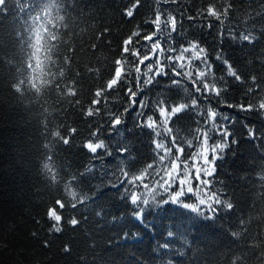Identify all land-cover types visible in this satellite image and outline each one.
Segmentation results:
<instances>
[{
	"label": "trees",
	"instance_id": "1",
	"mask_svg": "<svg viewBox=\"0 0 264 264\" xmlns=\"http://www.w3.org/2000/svg\"><path fill=\"white\" fill-rule=\"evenodd\" d=\"M126 2L0 0V264H78L81 254L89 257L88 264L93 260L94 264H166L169 259L173 264H264V151L258 146L264 141L252 139L243 127L246 122L264 133V116L231 109L222 110L237 121L233 132L238 143L217 161V175L235 203L233 210L221 209L211 218L169 202L146 206L142 218L134 215L136 206L121 199L122 188L107 184L122 158L132 167L152 158L151 133L136 127L132 109L125 122L106 136L112 155L102 157L95 165L97 172L80 181L84 190L105 185L91 201L93 209L105 210L103 221L93 217V224L103 223V228L94 230L92 237L77 233L71 255L61 249L70 232L50 250L31 239L32 217L44 214L53 200L87 198L73 184L90 159L79 147L88 136L84 114L90 108L94 114L97 111L90 102L110 76L120 40L118 27L125 31L133 27L129 21L120 25V8ZM212 3L225 28L235 25L242 36L259 37L254 44L226 40L223 47L246 81L255 77L257 84L247 87H259L264 96V0ZM148 14L141 7L134 20L142 25ZM193 33L210 51L217 46L215 28ZM216 71H224L219 62ZM167 84L161 79L148 94L166 89L169 100L184 96L182 89L166 88ZM241 92L242 86L233 83L230 96ZM123 100L122 92L109 96L114 107ZM193 118V113L185 112L177 123L187 127ZM121 146L129 149L126 157L116 151ZM145 199L153 202L152 193ZM201 199L211 203L212 195L201 189ZM50 215L55 218L54 208ZM109 217L118 219L113 223ZM93 227L88 225V230ZM93 239L95 249L88 247Z\"/></svg>",
	"mask_w": 264,
	"mask_h": 264
},
{
	"label": "snow or ice",
	"instance_id": "2",
	"mask_svg": "<svg viewBox=\"0 0 264 264\" xmlns=\"http://www.w3.org/2000/svg\"><path fill=\"white\" fill-rule=\"evenodd\" d=\"M212 5V0H198L195 4L185 0H152L151 4H146L145 0H127L120 8V25L129 21L133 27L127 31L118 27L120 40L110 76L103 88L94 93L97 98L90 102L97 111L94 114L90 108L84 114L88 136L79 147L89 153L90 159L79 169L78 179L73 184L86 192L87 198L78 199V202L67 197L53 200L44 214L39 218L32 217L31 239L38 241L43 249L50 250L70 232L71 237L63 242L61 249L69 245V250L63 254L71 255L74 251L72 241L77 233L83 231L85 236L92 237L94 230L103 228V223L93 224V217L103 221L105 210L102 207L93 209L91 201L105 185L98 183L91 190H84L80 181L97 172L95 165L102 157L112 155L106 136L125 122L132 109H136V127L151 133L152 158L138 167H132L130 161L122 158L107 184L122 188L121 199L127 198L136 206L134 215L142 218L146 206L169 202L181 203L184 208L211 218L221 209H234L235 203L230 202L225 182L217 175V161L238 143L233 132L237 121L222 109L264 116V96L260 95L259 87L254 90L247 87V84H257L256 79L249 77L246 81L223 47L226 40L241 44H254L256 40L250 43L244 39L235 25L225 28L223 18H217ZM141 7L149 10L143 18V27L134 20ZM213 28L217 46L210 51L193 30L211 31ZM217 62L224 66L221 73L216 71ZM230 69H235V74L230 73ZM161 79L168 81L166 88L182 89L184 96L169 100L166 89L155 96L149 95L148 90ZM233 83L242 86V92L236 98L230 96ZM101 91L105 92L103 97ZM120 92L125 100L114 107L109 96ZM185 112L193 113L194 118L189 126L182 127L177 120ZM243 127L249 137L264 141V133H258L246 122ZM258 146L264 151V146ZM116 151L126 157L129 149L121 146ZM135 159V156L131 157V160ZM201 189L211 193V203L201 199ZM149 192L153 197L151 203L145 199ZM53 208L55 218L50 215ZM116 219L109 217L113 223ZM57 222L62 228L59 232L54 229ZM90 224L94 226L92 231L88 230ZM88 247L96 248L94 239ZM88 259L84 254L77 257L78 264H88ZM166 264H173V261L169 259Z\"/></svg>",
	"mask_w": 264,
	"mask_h": 264
},
{
	"label": "clouds",
	"instance_id": "3",
	"mask_svg": "<svg viewBox=\"0 0 264 264\" xmlns=\"http://www.w3.org/2000/svg\"><path fill=\"white\" fill-rule=\"evenodd\" d=\"M138 2H139V0H138ZM172 2H177V0H172ZM212 7L215 8L214 5H212ZM229 7H231V4H229L228 7H226V8L224 9V11H223V15H224L225 17L227 16L228 8H229ZM216 14H217V18H219V16L221 15V13H219V12H217V11H216ZM243 38L246 39V40H249L250 43H253V42H254L256 39H258L259 37L250 34L249 36H244ZM235 72H236L235 69H230V73L235 74ZM209 73H210V70H209ZM201 75H203V73H202ZM238 79H242V77H238ZM252 79L255 80V77H253ZM214 87H215V86H213V88H214ZM74 131H75V130H73V132H74ZM65 142L67 143V141H65ZM54 229H55L57 232H59V231L62 230V228L60 227L59 222H57V224L54 225ZM50 231H51V230H50ZM45 246L47 247V244H46ZM69 247H70L69 245H65L64 249L62 250V252H64V251H68V250H69Z\"/></svg>",
	"mask_w": 264,
	"mask_h": 264
}]
</instances>
